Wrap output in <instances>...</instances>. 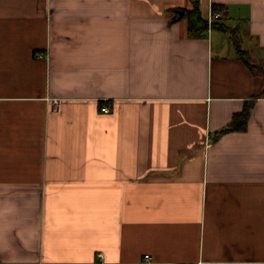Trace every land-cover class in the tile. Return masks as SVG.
Returning <instances> with one entry per match:
<instances>
[{
	"label": "crops",
	"instance_id": "1",
	"mask_svg": "<svg viewBox=\"0 0 264 264\" xmlns=\"http://www.w3.org/2000/svg\"><path fill=\"white\" fill-rule=\"evenodd\" d=\"M0 264H264V0H0Z\"/></svg>",
	"mask_w": 264,
	"mask_h": 264
},
{
	"label": "trees",
	"instance_id": "2",
	"mask_svg": "<svg viewBox=\"0 0 264 264\" xmlns=\"http://www.w3.org/2000/svg\"><path fill=\"white\" fill-rule=\"evenodd\" d=\"M194 8L192 11H187L185 10V18L188 21V33L190 37H197L200 32L205 31L208 29V24L209 21L204 19L200 13V9H199V5L197 3V1H194ZM217 7H214V11H217ZM213 27H219L218 24H216V22H214ZM234 34V41L236 46L238 47V51L240 54V57L244 60V62L250 66L251 69L254 68V66L250 65L248 60H247V55L245 52H243L240 47H239V39L236 35V33ZM263 95L262 93H260V96ZM259 98V95H255L254 99L249 101L248 103H246L244 109L238 113L235 114L232 118V120L230 121V123L221 131L220 133H225V132H233V131H244L246 130V127L248 125V121H249V117H250V113L253 109V106L255 104V100Z\"/></svg>",
	"mask_w": 264,
	"mask_h": 264
},
{
	"label": "built area",
	"instance_id": "3",
	"mask_svg": "<svg viewBox=\"0 0 264 264\" xmlns=\"http://www.w3.org/2000/svg\"><path fill=\"white\" fill-rule=\"evenodd\" d=\"M222 16H223L222 11H212L209 18H208L209 25H212L217 20H220L222 18ZM100 257H102V255H100ZM146 259L148 260V262L150 261V258L148 256L146 257Z\"/></svg>",
	"mask_w": 264,
	"mask_h": 264
},
{
	"label": "water",
	"instance_id": "4",
	"mask_svg": "<svg viewBox=\"0 0 264 264\" xmlns=\"http://www.w3.org/2000/svg\"><path fill=\"white\" fill-rule=\"evenodd\" d=\"M180 18H183L185 16V12H180Z\"/></svg>",
	"mask_w": 264,
	"mask_h": 264
}]
</instances>
